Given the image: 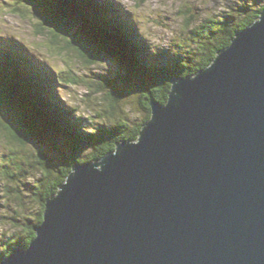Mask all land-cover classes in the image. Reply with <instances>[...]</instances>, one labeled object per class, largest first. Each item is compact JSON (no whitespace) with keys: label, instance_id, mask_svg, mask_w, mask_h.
Returning a JSON list of instances; mask_svg holds the SVG:
<instances>
[{"label":"water","instance_id":"1","mask_svg":"<svg viewBox=\"0 0 264 264\" xmlns=\"http://www.w3.org/2000/svg\"><path fill=\"white\" fill-rule=\"evenodd\" d=\"M149 105L139 138L74 165L0 264H264V10Z\"/></svg>","mask_w":264,"mask_h":264},{"label":"trees","instance_id":"2","mask_svg":"<svg viewBox=\"0 0 264 264\" xmlns=\"http://www.w3.org/2000/svg\"><path fill=\"white\" fill-rule=\"evenodd\" d=\"M15 4L36 19L38 33L50 37L90 70V87L100 94L85 114L68 93L69 88L84 84L73 67L52 69L22 46L16 52L0 46L4 52L0 58V137L9 143L13 155L5 174L0 172L9 181L8 210L0 213V226L14 228L12 233L0 232V262L33 241L47 201L57 194L74 165L101 161L119 143L136 141L151 119L149 102L166 103L175 78L207 69L219 51L255 23L264 10V0H244L231 11L205 17H195L194 9L186 7V37L177 41V50L162 52L149 49L133 22L120 19V7L111 0H16ZM19 60V66L30 69L29 76L15 69L13 64ZM33 64L50 78L46 86L49 98L42 92L43 86L39 91L37 82L31 80L37 75ZM94 65L103 66L106 72L93 73ZM54 77L69 94L66 103L55 91ZM135 106L140 107L143 118L129 125L126 115ZM23 190L34 198L35 212L26 209ZM9 212L13 214L7 215Z\"/></svg>","mask_w":264,"mask_h":264},{"label":"rangeland","instance_id":"3","mask_svg":"<svg viewBox=\"0 0 264 264\" xmlns=\"http://www.w3.org/2000/svg\"><path fill=\"white\" fill-rule=\"evenodd\" d=\"M241 1L244 0H144L142 2L139 0H133V2L129 4L122 3L121 0H118L117 3L124 12L128 13V17L135 19L137 30L140 33V36L142 35L144 37L150 50L155 49L162 52H172L177 50V41L181 37H186L187 33L183 31V14L188 7L194 9L195 17L196 15L199 16V14L201 17H205L211 13L220 15L225 11H231L232 8H234L235 5H238ZM245 1L249 2L250 0ZM14 2L15 0H0V46L16 49L13 46L16 41L20 44L32 45L33 48H31V50H33L32 53L35 57H39L42 61L45 60L46 62H49L56 69H66L68 65L73 67V69L77 71V76L82 78L84 84L69 88L68 93L72 96L73 103L79 106L80 111L89 114L88 109L92 108L95 99L100 94L97 90L95 91L90 87V84H92V79L88 76L90 75V70L84 65L81 66L76 58H73L67 52L63 51L59 45L53 44L50 37L38 33L34 28L36 19L29 14L24 7L16 5ZM22 8H24V10H21ZM13 9L16 11H12ZM91 69L93 73L104 74L106 72L103 70V66L99 67L94 65ZM82 75L86 76V78ZM88 93H91V95ZM87 97H89L91 101H89ZM131 98L133 99V97ZM68 99L69 94L64 92L61 101L66 103ZM88 104L91 107H88ZM142 113L140 107L137 108L136 106L135 110L133 109L132 112L131 110L128 111L126 116L129 120V125L130 122L133 124L135 119L143 118ZM95 124L98 123L95 122ZM12 156L9 143H7L4 138L0 137L1 173L5 174V171L8 170L5 166L9 164V159L13 158ZM17 158L18 155L14 159L16 160ZM8 183L9 181L7 178L4 176L0 177L1 214L6 213L8 210L6 208L8 207L6 191ZM23 195H26V209L29 210V213L35 212L37 207L32 195L24 190ZM27 210L26 212L28 213ZM10 214L13 213L9 212L7 215L10 216ZM12 229L14 228L10 225L0 226V232L3 231L2 234L4 232L12 233Z\"/></svg>","mask_w":264,"mask_h":264},{"label":"snow or ice","instance_id":"4","mask_svg":"<svg viewBox=\"0 0 264 264\" xmlns=\"http://www.w3.org/2000/svg\"><path fill=\"white\" fill-rule=\"evenodd\" d=\"M122 3H125V4H129V3H132L133 0H121Z\"/></svg>","mask_w":264,"mask_h":264},{"label":"bare ground","instance_id":"5","mask_svg":"<svg viewBox=\"0 0 264 264\" xmlns=\"http://www.w3.org/2000/svg\"><path fill=\"white\" fill-rule=\"evenodd\" d=\"M15 46H18V44H15ZM18 61V60H17Z\"/></svg>","mask_w":264,"mask_h":264}]
</instances>
